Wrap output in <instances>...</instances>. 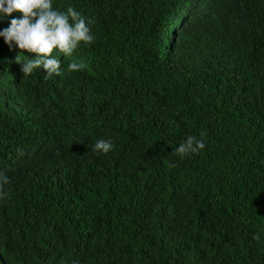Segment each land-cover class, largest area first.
I'll list each match as a JSON object with an SVG mask.
<instances>
[{
  "label": "trees",
  "instance_id": "trees-1",
  "mask_svg": "<svg viewBox=\"0 0 264 264\" xmlns=\"http://www.w3.org/2000/svg\"><path fill=\"white\" fill-rule=\"evenodd\" d=\"M70 6L95 41L60 76L0 37V264H264V0Z\"/></svg>",
  "mask_w": 264,
  "mask_h": 264
},
{
  "label": "clouds",
  "instance_id": "clouds-1",
  "mask_svg": "<svg viewBox=\"0 0 264 264\" xmlns=\"http://www.w3.org/2000/svg\"><path fill=\"white\" fill-rule=\"evenodd\" d=\"M13 13H19L20 17L12 18L10 25L0 30V37H3L10 50H20L16 62L22 65V80L38 69H43L45 80L53 75L60 76L61 63L60 59L53 55L54 50L67 57L72 55L81 42L87 47L95 41L91 31L94 22L71 6L67 7L66 11H59L53 8V0H0V19L12 17ZM253 19L254 10H251V18L248 21L252 22ZM25 52L34 55L20 63V57L26 56ZM84 68L86 65L83 63L72 62L68 65L70 72ZM204 136L203 132L200 138L188 136L173 150V154L180 157L199 154L206 147ZM112 148L111 140L98 139L92 145V151L98 154H107ZM8 183V177L0 172V199L6 196L4 186ZM253 239L259 240V234L254 235Z\"/></svg>",
  "mask_w": 264,
  "mask_h": 264
}]
</instances>
